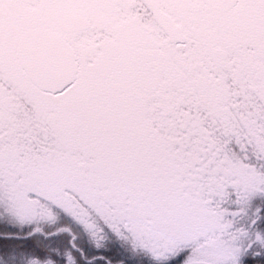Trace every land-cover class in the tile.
<instances>
[{"label": "snow or ice", "instance_id": "6c2138e0", "mask_svg": "<svg viewBox=\"0 0 264 264\" xmlns=\"http://www.w3.org/2000/svg\"><path fill=\"white\" fill-rule=\"evenodd\" d=\"M0 264H264V0H0Z\"/></svg>", "mask_w": 264, "mask_h": 264}]
</instances>
